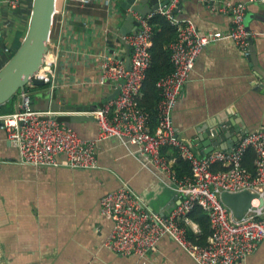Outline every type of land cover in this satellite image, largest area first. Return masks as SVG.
Listing matches in <instances>:
<instances>
[{
  "label": "crops",
  "instance_id": "crops-1",
  "mask_svg": "<svg viewBox=\"0 0 264 264\" xmlns=\"http://www.w3.org/2000/svg\"><path fill=\"white\" fill-rule=\"evenodd\" d=\"M12 1L0 0L2 67L22 45L34 6V0H18L17 5ZM226 2H247L246 25L258 33L250 37V44L256 46L264 71V2L181 0L175 15L191 19L203 33H227L233 18L220 10ZM122 3L124 0H91L87 5L57 1L50 41L58 58L57 87L32 86V97L42 101L39 94L49 90L50 99L61 105L102 107L115 94L116 82L103 86L90 82H96L100 73L99 54L114 49L126 59L125 46L116 41L121 19L130 13ZM262 84L249 56L233 39L210 43L199 56L174 111L178 133L195 143L218 126L233 130L234 135L264 127ZM19 103L18 95L12 108L0 109V116L13 113ZM64 112L62 119L81 136L97 137V120L70 123L69 117L76 112ZM195 149L200 154L205 150L196 144ZM175 151L166 149L164 155L176 162ZM97 153L100 167L95 170L70 166L36 169L21 163L0 122V264H198L168 237L144 259L122 256L103 246L113 221L102 214L101 200L123 182L130 185L146 210L162 217L179 197L168 174L154 168L136 146L109 138L98 143ZM189 227L200 232L198 223L192 221ZM240 264H264V241Z\"/></svg>",
  "mask_w": 264,
  "mask_h": 264
},
{
  "label": "built area",
  "instance_id": "built-area-1",
  "mask_svg": "<svg viewBox=\"0 0 264 264\" xmlns=\"http://www.w3.org/2000/svg\"><path fill=\"white\" fill-rule=\"evenodd\" d=\"M87 5L91 0H69ZM181 0L169 4L147 16L132 12L139 29L123 40L131 48V68L128 69L122 52L99 54V86L116 82L119 95L98 110L89 113L99 124L96 138L81 136L61 118V110H32L33 98L29 93L31 81L19 93L21 103L13 113L0 116L10 143L17 149L22 164L42 170L47 167L70 166L75 169L95 170L100 167L98 143L118 138L137 147L152 166L168 174L178 202L165 217L146 210L127 182L101 200V212L113 221V228L103 243L105 248L122 256L142 259L158 250L163 238H171L198 264H240L247 260L264 241V127L250 131L231 150L218 149L200 154L195 143L178 133L174 124V111L184 86L195 69L203 50L212 42L233 39L242 51L250 56V37L258 35L246 25L247 2H226L221 11L229 12L233 26L229 32H201L191 19H180L175 11ZM208 3L210 0H202ZM264 2V0H251ZM14 5L18 0H13ZM156 14L166 16L177 27V38L169 45L174 69L158 81L161 100L158 104V121L152 131L150 114L140 105L147 71L152 62L150 48L154 36L151 19ZM11 54L9 53V56ZM12 57V56H11ZM58 58L50 50L43 68L36 78L46 82L50 90L57 87ZM3 67L0 65V70ZM254 148L257 154L256 172L243 163L246 151ZM165 149H173L191 164L192 176L179 178L174 169V159L166 157ZM222 167L217 171L215 167ZM251 191L258 194L241 218L221 200L223 192ZM195 205L208 213L211 236L200 246L187 235L192 220L188 214Z\"/></svg>",
  "mask_w": 264,
  "mask_h": 264
},
{
  "label": "water",
  "instance_id": "water-1",
  "mask_svg": "<svg viewBox=\"0 0 264 264\" xmlns=\"http://www.w3.org/2000/svg\"><path fill=\"white\" fill-rule=\"evenodd\" d=\"M58 0H34L33 12L30 21V26L27 35L16 53L0 70V107L7 104L21 91H24L28 84L32 81L36 87H46L47 84L44 80L36 78L37 73L43 68L45 59L51 50L50 41L52 36L54 16L57 9ZM170 0H124L122 7L130 11L122 19V25L119 27V37L117 42H121L126 48V65L130 69L131 61V48L123 40V35H128L136 32L139 29V22L134 18L132 12H139L147 16L151 12L159 10L165 6ZM111 41L113 36L111 35ZM112 48L114 47L111 42ZM113 51V50H112ZM249 59L253 63L254 69L258 77L262 80L261 85L264 88V71L260 67L256 46L250 45ZM61 63V62H60ZM61 64H59V70ZM120 93L118 89L115 94L105 100L108 102L115 99ZM39 95L42 96V101L37 96L33 97L32 110L47 111L61 110V111H75L69 117L70 123L95 121L96 118L92 113L99 109L98 104L92 106L76 107L73 105H61L57 99H50V91L44 90ZM44 101V102H43ZM69 124V123H68ZM246 131L239 132L234 135L233 130L227 127H215L212 130H207L196 142L202 151L203 155L209 154L216 148L222 150H231L242 138L245 136ZM258 197V194L251 191H242L239 193L223 192L221 200L229 207L237 218H241L247 209L252 205V201ZM262 204L264 203L261 200ZM175 206V204H174Z\"/></svg>",
  "mask_w": 264,
  "mask_h": 264
},
{
  "label": "trees",
  "instance_id": "trees-1",
  "mask_svg": "<svg viewBox=\"0 0 264 264\" xmlns=\"http://www.w3.org/2000/svg\"><path fill=\"white\" fill-rule=\"evenodd\" d=\"M151 23L154 26V36L152 40V46L150 48L152 62L147 71L146 80L144 81L142 87L143 95L140 99V105L142 108H144L145 111L150 114V124L153 131L157 126L158 104L161 100V91L158 88L157 84L162 77L171 73L174 69L173 63H171L172 59L170 57L171 50L169 48V45L177 38L178 32L177 27L174 26L170 22V20L162 14H156L151 19ZM16 98L17 96H15L7 104L1 106L0 109L3 110L5 109V107H12ZM62 120L65 122L67 121L66 118H63ZM165 150L163 151L164 154ZM174 155H176L175 157L177 159L174 164V169L177 176L179 178L192 176V168L190 162L181 158L178 155L177 151H175ZM256 158L257 154L255 149L249 148L246 151L243 159L244 165L253 173L256 172ZM221 168L222 167L218 166L214 169L217 171ZM188 216L193 222L198 223L200 226L199 233L194 232L189 226H187L188 238L197 245H206L208 243L209 237L211 236V223L208 213L202 206L195 205Z\"/></svg>",
  "mask_w": 264,
  "mask_h": 264
},
{
  "label": "bare ground",
  "instance_id": "bare-ground-1",
  "mask_svg": "<svg viewBox=\"0 0 264 264\" xmlns=\"http://www.w3.org/2000/svg\"><path fill=\"white\" fill-rule=\"evenodd\" d=\"M182 9V8H181ZM171 57V56H170ZM46 58H48V55L46 56ZM172 63V62H171ZM12 108V107H11ZM157 109V108H156ZM157 120V119H156ZM204 243V242H203Z\"/></svg>",
  "mask_w": 264,
  "mask_h": 264
},
{
  "label": "rangeland",
  "instance_id": "rangeland-1",
  "mask_svg": "<svg viewBox=\"0 0 264 264\" xmlns=\"http://www.w3.org/2000/svg\"><path fill=\"white\" fill-rule=\"evenodd\" d=\"M19 95V94H18ZM18 95H17V97H18Z\"/></svg>",
  "mask_w": 264,
  "mask_h": 264
}]
</instances>
